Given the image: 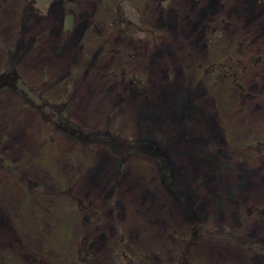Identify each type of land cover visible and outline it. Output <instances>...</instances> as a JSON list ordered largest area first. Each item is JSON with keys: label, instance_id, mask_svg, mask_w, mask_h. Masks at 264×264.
Segmentation results:
<instances>
[{"label": "rangeland", "instance_id": "rangeland-1", "mask_svg": "<svg viewBox=\"0 0 264 264\" xmlns=\"http://www.w3.org/2000/svg\"><path fill=\"white\" fill-rule=\"evenodd\" d=\"M113 1L0 0V72L13 62L29 90L82 131L167 143L183 125L197 141L180 137L164 149L189 207L210 227L264 236V167L248 157V140H264V0H126L138 29L127 35ZM222 54L239 58L236 83L201 75ZM122 71L137 74L141 89L128 87ZM23 97L0 90V264L60 258L43 242L59 209L44 192L61 189L87 210L68 237L70 250L87 237L83 264H119L124 244L147 256L124 264L174 261L187 231L184 206L161 184L156 158L135 150L121 157L102 141L78 144ZM32 186L44 197L34 193L24 206ZM253 254L198 233L187 259L264 264Z\"/></svg>", "mask_w": 264, "mask_h": 264}, {"label": "trees", "instance_id": "trees-1", "mask_svg": "<svg viewBox=\"0 0 264 264\" xmlns=\"http://www.w3.org/2000/svg\"><path fill=\"white\" fill-rule=\"evenodd\" d=\"M137 1H139L140 3V1L142 0ZM113 3L115 6L114 15L117 16V18H115L114 20L119 19L123 34L127 35L133 31H138V29L135 27V22L128 17L126 11L124 10L126 0H119V5L118 0H114ZM148 31H150L152 34L154 33L153 30ZM215 38V32L211 33L209 39L213 46L216 43ZM237 66H240L239 58L234 59L231 54H222L216 56L213 61L209 62L203 68H201L200 72L201 75L207 76L206 78L210 80L231 75L232 79L236 83V80L240 73L237 69ZM122 74H124V78L128 87L137 88L139 90L141 89L140 78H138L137 74L131 72L128 73L125 71H122ZM6 87H12L18 93H23L25 102H31L39 107V109H41V111H43L46 115L47 122L49 121L52 126L59 131L65 132L78 144L89 143L92 141H102L104 143H107L112 149H114L116 153L120 154L121 157L125 156V154L129 151L135 150L141 153H150L156 158L161 173V184L170 194L182 201V204L184 206V219L187 225L186 235L181 238L179 244H177V247L175 249V251H177L175 260L169 261L166 264H191L187 259L188 248L190 246V242L196 237L198 233L213 238L233 241L236 244L246 248L248 251L254 253L253 256L256 258H258L257 255L259 254L264 255L263 235L253 233L242 234L240 231H236L234 228L227 225L210 227L211 225L200 220L199 217L195 215L192 207H189L187 195L180 190L179 186L176 185L175 177L167 158L166 151L164 149L165 145L168 142H172L180 137L186 136L191 140L196 139L195 137H190L184 134L183 125H181L182 130H180L175 136H173L167 143L165 142L167 140H164V143H156L153 140L148 139L123 140L118 135L110 132L109 130L91 129L88 131H82L72 125L71 122H66L63 117L56 114V112H54L50 108V105L46 103V100L41 98V95L39 93L34 94L33 91L29 90L28 86L25 85L18 76L13 62L8 63L7 69L0 72V90L5 89ZM248 141V145H250L249 147H251L248 150V157H251L252 159L253 157H256L259 165L263 168L264 140L257 137H252ZM33 189L35 190L38 188H34V186L26 188V190H28V195L22 202V205L25 206L27 203H29L34 193L37 196H43L45 194L48 197H50L49 194H51V198L54 199L56 203H58L59 205H63L62 208H60V206L58 205L59 209H55V221H53L52 223V228H54V230L50 235V239L48 237L46 241L43 242L44 245L48 247H50L52 244L55 253L59 254L60 258H56L54 264H83L85 261L84 250L87 248L88 242L87 237L82 236L79 243L77 244V247L74 248V250H70V244H68V237L71 233L70 231L73 220L81 213L82 215H84V217H86L87 210L84 207L83 202H81L79 199L76 200L77 202H69L67 199L61 198L59 194H62V189L60 191H56L55 195H53V192L50 193L49 191H45L44 194L41 192L38 193L37 190L33 191ZM63 218L69 219V222H65L66 224H61L64 222ZM58 222H60L61 225H59ZM18 224H20L23 229H28V235L31 237H29L31 241L32 239H35L32 238L35 234L32 233L27 225L25 227L20 220ZM37 235L41 237L39 232L37 233ZM38 236L35 237L38 238ZM128 248L127 245L124 244V247L122 248L121 246L120 250H118L121 253L117 252L115 254V258L117 259L119 264H124L126 258L135 260L145 259L147 257L142 252L139 253L132 248H129L130 250ZM69 251L71 252V254H69ZM7 258L11 261L13 259L11 258V255H8Z\"/></svg>", "mask_w": 264, "mask_h": 264}]
</instances>
